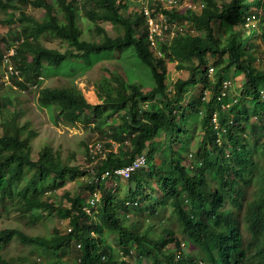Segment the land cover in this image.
Returning a JSON list of instances; mask_svg holds the SVG:
<instances>
[{
  "label": "trees",
  "instance_id": "1",
  "mask_svg": "<svg viewBox=\"0 0 264 264\" xmlns=\"http://www.w3.org/2000/svg\"><path fill=\"white\" fill-rule=\"evenodd\" d=\"M200 1V11L156 7L153 13L189 22L197 32L179 33L155 48L143 8L130 6L128 0H24L44 9L42 15L27 12L14 0H0V23L11 11L27 36L16 37L17 44L7 48L16 50L12 59L23 78L15 81L18 89L13 84L0 89V218L16 211L32 226L58 215L70 225L68 232L54 229L50 235H33L20 227L0 229V264H66L61 256L40 253L36 261L27 254L10 255L7 247L15 239L52 252H67L74 241L77 264H129L125 256L132 253L149 264H264V52H259L264 0ZM231 11L240 24L230 21ZM247 17L256 23L246 25ZM83 18L90 22L86 28ZM102 21L114 22L115 34ZM218 22L225 34H217ZM45 37L60 44L49 46ZM129 46L150 69L154 82L147 91L142 82L119 73L95 81L101 100L97 104L88 101L74 80L60 77L55 85H38L47 71L59 74L67 67L76 74L102 60L99 54ZM168 62L189 71L172 88ZM231 67L244 75L236 98L224 87ZM31 82L37 84L38 105L53 111L55 124L75 126L90 114L97 120L96 129L107 140L102 152L90 153L86 145L87 169L71 163L74 152L63 156L61 147L51 142L35 150L44 121L34 116L32 98L24 92ZM198 84L200 97L186 100ZM155 96L159 104L141 108V101ZM251 112L262 121L251 122ZM116 114L122 115L119 124L112 122ZM193 123H199L201 136L189 151ZM105 126L112 128L110 133ZM141 154L147 161L128 178L136 182L131 198H118L116 187L108 189L106 180L93 178L92 170L101 175ZM78 173L90 178L91 196L100 193L91 212L80 195L68 197L70 206L54 198L56 189ZM110 239L117 249L108 247Z\"/></svg>",
  "mask_w": 264,
  "mask_h": 264
},
{
  "label": "rangeland",
  "instance_id": "2",
  "mask_svg": "<svg viewBox=\"0 0 264 264\" xmlns=\"http://www.w3.org/2000/svg\"><path fill=\"white\" fill-rule=\"evenodd\" d=\"M183 2H197L200 3V0H182ZM15 4L24 6V9H26L27 12L35 14V15H42L44 12V9L34 7L33 5H26L24 0H14ZM128 4L130 6H139L140 8H143L145 6H148L146 2L142 0H128ZM185 6V5H184ZM150 10L153 12L156 10V6L151 4L148 6ZM136 10V9H135ZM197 11H200L199 5L196 9ZM253 11V9H252ZM261 11V9H260ZM138 12V11H137ZM241 12L243 14H250L245 8H241ZM158 15L160 12H156ZM7 20L3 23H0V57L1 54L9 51L8 45L9 44H17L14 42L16 37H27L24 31L21 28L20 22L16 19L14 13L11 11L6 16ZM230 21L235 22V24H240L237 20V16L235 15V11H231L230 14ZM82 22L84 24V28L88 26L90 23L86 19H82ZM238 22V23H236ZM256 23V20L254 18H248L247 17V23L246 25H250L252 23ZM114 22L112 21H102V25L109 30L110 32L114 33L112 29ZM188 31H194L197 32V29L193 25L188 22V24H184ZM193 28V29H192ZM216 32L219 35L225 34V27L222 22H218L216 26ZM45 42L49 46H58L60 44L59 41H54L50 37H45ZM259 52H264V41L261 43V48ZM94 55V54H93ZM103 59L97 61L94 65L91 66H85L82 68L78 73L71 74L68 72V68L64 67L62 71L59 74H55L53 72L47 71L44 73L43 77L39 78L38 85H55L57 83L58 78L63 77L70 80H74L75 83L78 84V86L82 89L84 92V95L88 99L89 102L93 104L100 103L101 100L98 98L96 89H95V81L100 79L101 77L110 76L112 73H119L126 79L133 80L134 82H142L144 84L143 90L147 91L151 88L153 85V77L150 72L149 67L143 63L139 57L136 54L134 46H129L126 48H123L121 50H115L112 52H103L99 54ZM104 55V56H103ZM214 61V59H211V63ZM168 77L167 82L169 87L172 88L173 83L178 78H187L189 76V71L185 69H178L174 62H168ZM211 71V70H210ZM243 74L239 73L234 67H231L228 73L226 74V79L232 81V86L229 87V93L231 98H236L241 92V89L243 87ZM23 79V78H22ZM21 79V80H22ZM15 87V89H18L14 85V83L11 82H2L0 81V89H8L9 86ZM201 84H198L191 88L189 92L186 95V100H191L193 98H199L201 95ZM37 84L34 82H31L28 90L24 91L25 94L31 96L32 101L30 102V105L32 106V112L34 116L44 121L41 125L42 135L41 133L36 138L34 142L35 150L41 146V144L45 142H51L55 146L61 147V151L63 156H67L71 154L70 152H74L76 155L72 159L71 163L73 165H79L82 169H87L91 163L87 159V150L86 145L90 144L93 145L94 142H101L103 143L105 139V136L102 134L101 130L96 129L97 120L92 119V115L90 114L89 117H87L84 122L79 123L75 126H63V125H57L55 124L54 120L52 119L53 111L51 109H43L40 107L37 103ZM172 92V89H171ZM29 93V94H28ZM160 100L158 99V96H155L150 102L141 101L140 105L142 109L149 108L151 104H159ZM247 106L250 110H254L253 104L248 101ZM125 112V111H123ZM122 114V113H121ZM121 114H116L113 117L112 122L115 124H119L122 120ZM261 122L262 119L257 117L255 114L251 112V122ZM245 125L249 127L250 123L245 122ZM199 123H193L191 125V134L192 139L190 140V146L188 150H192L195 148V145L197 144L198 140H200V128ZM104 130L107 133H110L112 128H109L108 126L104 127ZM102 137V138H101ZM261 139L264 142V135H262ZM117 146V143L115 144ZM186 150L185 156H186V163H191V156L190 152ZM36 154V153H35ZM157 161L158 157H157ZM90 178L88 175H83L81 173H78L77 177L74 179H69L66 181V183L62 186L56 189L55 194L57 200H60L62 204L66 206H70L71 203L68 200L69 196L72 195H80V200L82 203L88 202L91 198L92 191L87 186L89 183ZM106 180V186L108 189L114 190L116 187L118 189V198H122L124 194H128L130 196V190L135 189L136 182L131 179H120V178H107ZM69 194V195H68ZM95 195V194H94ZM97 195L100 197V193L98 192ZM131 200V199H130ZM157 199H154V202H156ZM6 227H20L27 231L30 234L33 235H50L54 229L60 230L62 233H66L70 230L69 225V219L63 218L58 215L48 218L42 222H40L37 225H25L21 219L17 217V212L13 211L10 212L3 217L0 218V229L6 228ZM108 247L110 249L116 248L117 246L115 242L110 239L108 243ZM77 248L78 245H75V242L72 241L66 251H43L40 249L39 251L37 248L33 247L32 245H24L19 240L15 239L13 240L7 247V251L10 255L14 254H27L32 259H35L36 261H39L41 259L40 253L44 255L46 258L54 257H62V260L66 262V264H77L76 256H77ZM121 256L123 257L126 255L121 250ZM111 259V257H108ZM126 260L129 264H149L148 261H145L143 257H139L136 255V253H132L130 255L125 256Z\"/></svg>",
  "mask_w": 264,
  "mask_h": 264
},
{
  "label": "built area",
  "instance_id": "3",
  "mask_svg": "<svg viewBox=\"0 0 264 264\" xmlns=\"http://www.w3.org/2000/svg\"><path fill=\"white\" fill-rule=\"evenodd\" d=\"M147 3L148 6L151 4L157 6H163V7H180V8H193L197 9L198 5L201 10L203 7V3L200 1L198 4L197 2H183L182 0H142ZM185 5V6H184ZM148 6L143 7V10L146 14L147 23L149 26V39L151 44L155 48H159L160 44L163 41H166L174 36H176L179 33H185L187 32V28L184 24L179 23L177 21H171L168 19V17L162 12L159 11L158 15L156 12L153 13ZM18 42V41H17ZM9 51L1 54L0 57V81L2 82H11L16 85V80H21L22 75L21 71L18 68V66L15 64V62L12 59V55L15 54L16 50L14 46H11ZM210 70H213V67L210 68ZM232 86V81L226 79L224 82V87L229 88ZM225 93V91H224ZM214 121H217V117H214ZM89 151L90 153H97L102 152V143L101 142H94L93 145L89 144ZM147 157L146 154H141L137 156L132 163H129L123 167L116 168L114 170H106L101 173V175H97L94 170L93 172V178L96 180H105L107 178H120V179H128L131 174L139 169L140 167L144 166L146 164ZM100 197L95 193L94 196H91L89 199V204L85 209L88 212L92 211V207L97 204Z\"/></svg>",
  "mask_w": 264,
  "mask_h": 264
}]
</instances>
